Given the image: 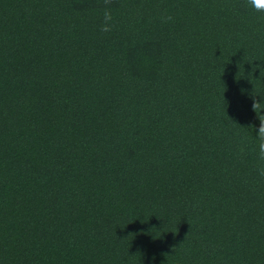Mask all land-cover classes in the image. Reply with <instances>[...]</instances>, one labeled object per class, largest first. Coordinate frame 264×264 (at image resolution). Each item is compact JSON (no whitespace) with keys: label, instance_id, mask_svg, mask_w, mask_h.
Segmentation results:
<instances>
[{"label":"trees","instance_id":"1","mask_svg":"<svg viewBox=\"0 0 264 264\" xmlns=\"http://www.w3.org/2000/svg\"><path fill=\"white\" fill-rule=\"evenodd\" d=\"M104 8L0 0V264H264V14Z\"/></svg>","mask_w":264,"mask_h":264},{"label":"clouds","instance_id":"2","mask_svg":"<svg viewBox=\"0 0 264 264\" xmlns=\"http://www.w3.org/2000/svg\"><path fill=\"white\" fill-rule=\"evenodd\" d=\"M105 8L103 12V20L100 25L102 33H110L114 29L113 15L111 11L112 0H103ZM249 8L257 13L264 14V0H246ZM162 23H168L173 20L170 15H162L160 17ZM252 111L256 114L259 121L258 125H252L255 130V147L252 149L254 154V169L260 177H264V102L261 100H253ZM243 153L245 149H240Z\"/></svg>","mask_w":264,"mask_h":264}]
</instances>
